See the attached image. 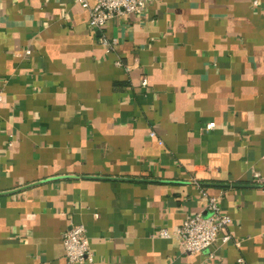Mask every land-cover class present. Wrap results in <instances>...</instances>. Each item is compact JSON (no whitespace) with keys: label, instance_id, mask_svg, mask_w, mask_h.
<instances>
[{"label":"crops","instance_id":"0c3cea01","mask_svg":"<svg viewBox=\"0 0 264 264\" xmlns=\"http://www.w3.org/2000/svg\"><path fill=\"white\" fill-rule=\"evenodd\" d=\"M0 92V264H68L71 224L93 264H264V0H154L101 31L76 0H0ZM195 182L230 239L188 254L158 231L204 212Z\"/></svg>","mask_w":264,"mask_h":264},{"label":"built area","instance_id":"2783aa9c","mask_svg":"<svg viewBox=\"0 0 264 264\" xmlns=\"http://www.w3.org/2000/svg\"><path fill=\"white\" fill-rule=\"evenodd\" d=\"M76 0V2L88 12V24L91 29L101 31L106 23L113 17L127 14L139 15L145 6L154 0ZM256 5L257 2L254 1ZM99 42L104 45L107 51L114 49L115 39L99 38ZM116 65H122L119 61ZM128 69V67H126ZM142 86L147 84L145 78L141 81ZM2 94L0 92V101ZM214 127V123H209L206 129ZM150 137H155L154 131H149ZM162 144L161 141H158ZM11 141L8 142V146ZM264 163V158H263ZM255 183L264 184V176L253 173ZM200 189L201 196L205 199L206 204L204 212L187 214L182 223L173 231L160 229L158 236L164 239L174 238L180 245L183 253L195 254L207 250L221 235V240L227 242L230 237L226 234V229L231 223L228 215L222 214L217 205L216 199L209 196L205 190L195 182ZM62 245L64 257L68 264H93V253L91 251L85 228L82 225L71 224L70 227L62 234ZM239 246V243H235ZM242 262V259H237Z\"/></svg>","mask_w":264,"mask_h":264}]
</instances>
